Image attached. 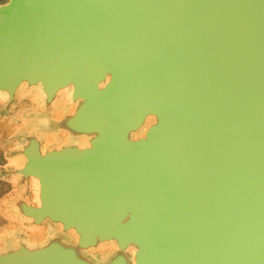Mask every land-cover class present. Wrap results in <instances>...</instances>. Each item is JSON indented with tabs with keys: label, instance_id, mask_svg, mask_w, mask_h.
<instances>
[{
	"label": "water",
	"instance_id": "1",
	"mask_svg": "<svg viewBox=\"0 0 264 264\" xmlns=\"http://www.w3.org/2000/svg\"><path fill=\"white\" fill-rule=\"evenodd\" d=\"M0 95V264H264V0H7Z\"/></svg>",
	"mask_w": 264,
	"mask_h": 264
},
{
	"label": "rangeland",
	"instance_id": "2",
	"mask_svg": "<svg viewBox=\"0 0 264 264\" xmlns=\"http://www.w3.org/2000/svg\"><path fill=\"white\" fill-rule=\"evenodd\" d=\"M0 3H3V1H1ZM3 130H5V126L0 122V169H4L6 165H8L10 161V157L8 153L12 148L10 147L9 143H5V141H3L4 138ZM13 191L14 188L12 181L4 178H0V199L5 195L10 194ZM10 218L7 216L5 217V214L0 210V231L4 230L7 227L8 228L14 227L13 223L10 221Z\"/></svg>",
	"mask_w": 264,
	"mask_h": 264
},
{
	"label": "bare ground",
	"instance_id": "3",
	"mask_svg": "<svg viewBox=\"0 0 264 264\" xmlns=\"http://www.w3.org/2000/svg\"><path fill=\"white\" fill-rule=\"evenodd\" d=\"M38 92H41V90L38 88ZM30 91V90H29ZM64 91H66V92H63V93H69V91L68 90H64ZM21 92H23V89L21 90ZM25 92V91H24ZM31 92V93H30ZM30 92H25V93H23L24 95H32V96H34V97H36V96H39L38 94V92L37 91H30ZM5 95H0V99L3 101V99H5ZM21 163H22V158L20 159V157L19 156H13V158H11L10 159V161H9V164L11 165V166H13V165H17L18 167H20L21 166ZM30 182H31V187H32V189L34 190L35 189V198L34 199H38V197H37V195H36V193H37V191H38V188H39V185H38V181H37V179H35V178H33V179H31L30 180ZM38 194V193H37ZM10 221L13 223V226L14 227H17V225L19 224V222H18V219L13 215H11V218H10ZM18 222V223H17ZM49 229H51V228H48L47 230L45 229V230H43L42 228H35V229H33V231H32V233H31V235H33L34 236V238H37V239H40V238H42L43 237V235H44V233H45V235H46V237L48 236V234H49ZM6 233V232H5ZM3 234V233H2ZM108 247L110 248V249H112V247H110V246H106V247H104L103 249L106 251V252H108L109 251V249H108Z\"/></svg>",
	"mask_w": 264,
	"mask_h": 264
},
{
	"label": "trees",
	"instance_id": "4",
	"mask_svg": "<svg viewBox=\"0 0 264 264\" xmlns=\"http://www.w3.org/2000/svg\"><path fill=\"white\" fill-rule=\"evenodd\" d=\"M1 1H3V2H4V1H6V0H0V2H1Z\"/></svg>",
	"mask_w": 264,
	"mask_h": 264
}]
</instances>
